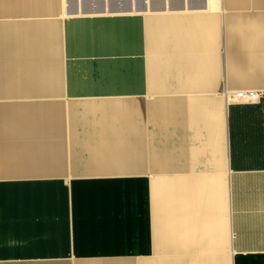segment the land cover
I'll use <instances>...</instances> for the list:
<instances>
[{
	"label": "crops",
	"instance_id": "obj_1",
	"mask_svg": "<svg viewBox=\"0 0 264 264\" xmlns=\"http://www.w3.org/2000/svg\"><path fill=\"white\" fill-rule=\"evenodd\" d=\"M241 90L264 0H0V264H264Z\"/></svg>",
	"mask_w": 264,
	"mask_h": 264
},
{
	"label": "built area",
	"instance_id": "obj_2",
	"mask_svg": "<svg viewBox=\"0 0 264 264\" xmlns=\"http://www.w3.org/2000/svg\"><path fill=\"white\" fill-rule=\"evenodd\" d=\"M264 95L263 91L257 90H241V91H235L230 94L231 98H234L238 102H257L259 98Z\"/></svg>",
	"mask_w": 264,
	"mask_h": 264
},
{
	"label": "rangeland",
	"instance_id": "obj_3",
	"mask_svg": "<svg viewBox=\"0 0 264 264\" xmlns=\"http://www.w3.org/2000/svg\"><path fill=\"white\" fill-rule=\"evenodd\" d=\"M172 16H174V15H177V14H171ZM145 17H156V14H150V13H147V14H145Z\"/></svg>",
	"mask_w": 264,
	"mask_h": 264
},
{
	"label": "bare ground",
	"instance_id": "obj_4",
	"mask_svg": "<svg viewBox=\"0 0 264 264\" xmlns=\"http://www.w3.org/2000/svg\"><path fill=\"white\" fill-rule=\"evenodd\" d=\"M213 2H214V1H213ZM213 4H214V3H213ZM213 4H212V5H213ZM212 5H211V6H212ZM214 5H215V4H214ZM212 7H213V6H212ZM134 10H137V9L134 8ZM210 10H211V9H210ZM208 11H209V10H208ZM135 12H136V11H135Z\"/></svg>",
	"mask_w": 264,
	"mask_h": 264
}]
</instances>
